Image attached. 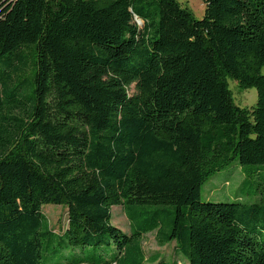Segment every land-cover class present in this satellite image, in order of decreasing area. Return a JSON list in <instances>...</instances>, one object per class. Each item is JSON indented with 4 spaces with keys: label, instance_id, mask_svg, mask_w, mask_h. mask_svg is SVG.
<instances>
[{
    "label": "trees",
    "instance_id": "trees-1",
    "mask_svg": "<svg viewBox=\"0 0 264 264\" xmlns=\"http://www.w3.org/2000/svg\"><path fill=\"white\" fill-rule=\"evenodd\" d=\"M202 2L0 0V264H179L150 232L188 264H264V0ZM234 161L237 199L202 201Z\"/></svg>",
    "mask_w": 264,
    "mask_h": 264
},
{
    "label": "rangeland",
    "instance_id": "rangeland-1",
    "mask_svg": "<svg viewBox=\"0 0 264 264\" xmlns=\"http://www.w3.org/2000/svg\"><path fill=\"white\" fill-rule=\"evenodd\" d=\"M181 5L189 8L193 15L200 19L204 13V4L202 0H178ZM228 85L233 94L235 103L240 107L250 108L257 100L255 88H242L238 83L227 78ZM133 89L130 88V91ZM244 179V174L238 161L208 177L202 184L200 190V199L202 201H233L239 195L238 188ZM239 199L250 201L248 197L241 196ZM42 212L47 218L48 225L55 232H63L67 228V208L63 205L46 204L42 207ZM111 223L124 232H129V221L120 205L111 207ZM142 248L146 257L158 255L159 259L164 261L178 260L179 264H188L186 258L178 252L175 243L171 242L164 246L157 244L155 232L144 235Z\"/></svg>",
    "mask_w": 264,
    "mask_h": 264
}]
</instances>
